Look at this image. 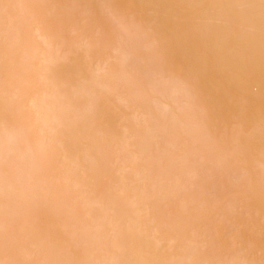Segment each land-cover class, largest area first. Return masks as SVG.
Instances as JSON below:
<instances>
[{"label": "bare ground", "instance_id": "bare-ground-1", "mask_svg": "<svg viewBox=\"0 0 264 264\" xmlns=\"http://www.w3.org/2000/svg\"><path fill=\"white\" fill-rule=\"evenodd\" d=\"M0 264H264V0H0Z\"/></svg>", "mask_w": 264, "mask_h": 264}]
</instances>
